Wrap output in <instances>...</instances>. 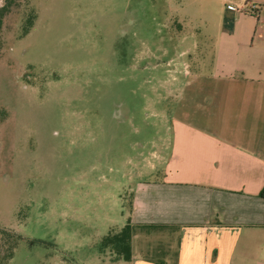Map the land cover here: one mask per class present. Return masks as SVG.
<instances>
[{"label":"rangeland","instance_id":"374dc122","mask_svg":"<svg viewBox=\"0 0 264 264\" xmlns=\"http://www.w3.org/2000/svg\"><path fill=\"white\" fill-rule=\"evenodd\" d=\"M203 4L15 0L0 37V227L19 240L7 264H95L97 215L123 221L117 203L166 129L168 66L200 35ZM168 232L139 229L133 249L175 259ZM13 244L0 235V263Z\"/></svg>","mask_w":264,"mask_h":264},{"label":"crops","instance_id":"0c3cea01","mask_svg":"<svg viewBox=\"0 0 264 264\" xmlns=\"http://www.w3.org/2000/svg\"><path fill=\"white\" fill-rule=\"evenodd\" d=\"M203 2L200 35L168 66L166 129L117 203L123 221L104 213L96 224L101 238L128 220L168 226L175 259L133 250L132 261H114L101 250L95 264H264V0Z\"/></svg>","mask_w":264,"mask_h":264},{"label":"trees","instance_id":"16d2710c","mask_svg":"<svg viewBox=\"0 0 264 264\" xmlns=\"http://www.w3.org/2000/svg\"><path fill=\"white\" fill-rule=\"evenodd\" d=\"M15 6V0H6L5 5L0 7V37L3 32L5 19L12 13L13 7ZM34 17L28 20V26L24 29V34H29L31 28L34 26ZM261 196L264 198V190L261 193ZM168 226L164 225H135L128 220L126 225L117 231H112L106 235L101 240L100 248L102 251L110 250V253L114 255V261H126L130 262L133 259V239L137 235V230L147 229V230H165ZM0 235H7L14 240V244L11 247L10 252L5 257L4 261L0 264H7L6 261H9L14 256V251L19 242L18 236L7 229L0 227ZM159 264H165L164 262H159Z\"/></svg>","mask_w":264,"mask_h":264},{"label":"built area","instance_id":"2783aa9c","mask_svg":"<svg viewBox=\"0 0 264 264\" xmlns=\"http://www.w3.org/2000/svg\"><path fill=\"white\" fill-rule=\"evenodd\" d=\"M228 8L230 9V10H234V11H236V12H239V13H246V8H239V7H237V6H235V5H228ZM255 10V9H254ZM253 10V11H254ZM253 11H251L252 13H254V14H256V12H253Z\"/></svg>","mask_w":264,"mask_h":264}]
</instances>
